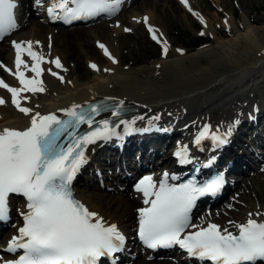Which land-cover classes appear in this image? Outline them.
Here are the masks:
<instances>
[{
	"label": "snow or ice",
	"instance_id": "snow-or-ice-1",
	"mask_svg": "<svg viewBox=\"0 0 264 264\" xmlns=\"http://www.w3.org/2000/svg\"><path fill=\"white\" fill-rule=\"evenodd\" d=\"M35 2L39 5L41 0ZM121 2L51 0L47 12L51 18L67 23L101 13L111 14L119 9ZM181 2L187 6V0ZM15 7V0H0V36L17 27L13 14ZM144 22L147 24V17ZM125 31L130 29L125 28ZM148 31L154 40H158L152 26L149 25ZM12 44L16 50L13 74L21 86L12 87L0 79V88L6 89L11 94L12 104L27 115L32 110L21 105L20 100L26 97H21L20 93L45 91L40 79L45 57L33 50L32 41H12ZM98 46L112 58L105 45L98 42ZM163 52L167 54L166 41ZM22 53L30 57L31 65L22 59ZM48 62L58 69L63 68L59 58ZM21 66L34 76L26 77ZM89 66L97 69L94 63ZM48 71L63 82L64 78L57 72ZM4 103L0 97V104ZM79 108L80 105L74 104L62 109L69 118L66 120L53 113L41 115L36 112L31 116L30 126L23 130L0 129V220L8 218L10 194H21L27 207V211L21 213L23 225L18 228V234L7 242V251L22 250V253L16 259L0 261V264H97L101 257L121 250L125 237L117 225L105 223L97 212L76 200L71 191L72 180L86 163L85 147L116 135L109 120H101L99 126L91 128L92 116L99 113V107L92 106L90 114L77 111ZM112 115L118 116L119 112L114 110ZM82 123H87L91 130L77 135L75 129ZM120 123L128 125L130 122L121 120ZM209 135L217 144L226 142L216 132L209 133L207 124L194 142L199 144ZM62 137H70L67 144L61 142ZM175 155L181 163L187 162V146L179 148ZM163 176L158 185L151 176L143 177L136 185V190L143 194L145 205L137 209L138 236L148 248L179 245L189 256L210 264H258L264 261V220L257 221L252 213L244 223L229 221L238 230L236 233L212 222L206 226L191 223L190 213L197 198L218 192L223 184L222 177L197 186L192 181L169 184L168 173ZM189 228L193 230L186 231Z\"/></svg>",
	"mask_w": 264,
	"mask_h": 264
},
{
	"label": "bare ground",
	"instance_id": "bare-ground-1",
	"mask_svg": "<svg viewBox=\"0 0 264 264\" xmlns=\"http://www.w3.org/2000/svg\"><path fill=\"white\" fill-rule=\"evenodd\" d=\"M22 1V5H25L27 8V18L24 19L22 16L20 27L13 30L10 34V46L6 41L7 36L0 41V65H2L0 66V74L1 72L4 74L1 75L4 77L5 83L12 87L21 86L13 74L16 70V66L15 56L12 50V41L15 40L23 39V41H32V47L36 52L42 54L45 58H49V61H51L53 57H59L62 64L66 66V69L60 70L49 62H43L41 64L43 71L40 79L43 81V87L45 91L36 93H20L21 97H26V99L20 100L21 105L32 110L27 115L18 111V109L11 102V94L6 89L0 88V97L5 100L4 104H0V129L8 127L23 130L24 128L30 126L31 116L36 112H39L41 115L53 113L57 116L62 112V109H67L74 104L77 105L95 98L104 97L106 98V101L115 105H121L120 102L123 101L122 106H124L125 109L119 112L118 116H113V110H110L97 116L96 118L101 117L99 121L109 120L110 125L113 126L123 125L120 123V121L124 120L130 122L128 125H137L141 127L145 125L150 127H167V129L170 130V135H166L168 138H165L166 136L161 134L140 136L142 142H139L137 145L125 147L122 153L116 151L119 153V155L113 154L114 151L111 144L109 145L112 147L108 146L106 149H104V145L101 144H97L94 146V148L91 147V145L86 147L84 151L86 163L91 161L94 156H99L97 162L101 160L106 161V163H109L113 166L117 173L116 176L127 182L133 169L137 170L138 168H143V166L148 167L149 165H151L154 169H157L158 165L151 162L158 153L163 155V163L169 162V157L164 156L165 151L159 152V148L163 145L165 139L169 143L170 140H176L178 135L183 132L184 136L177 139L176 144H186L189 142V130H192L193 127V135L190 138V141H192L197 130L202 129L203 126L208 123L205 121L206 124H199V117L202 116L204 110L218 107L221 112V114L218 115V122H216L219 124L213 126L207 124L209 126V133H221L226 132L227 130V134H230L231 137H233V135L235 136L237 134V129L240 127V124L250 117H254L259 114L261 107L264 106L262 104L263 102L261 97L257 99L250 98L251 100H247L244 103V107L240 111L236 110L235 115L238 114L237 116H231L234 103H229L231 99L236 102V98L241 97L242 90L245 89V87H248V85L253 87H255V85L257 86L259 81L258 78L261 75V69H264V49L261 50V53L257 58H253L250 63L246 62L248 65L244 63L243 65H232L233 60L231 61V57L228 58L222 56L219 54V52H216L215 49L216 46H219L221 43L233 45V47L236 48V50L233 49L235 51H233V56L237 55L236 58L240 59L246 57L249 53V49H251L253 45H250L249 43L247 44L246 42L251 40V33L254 30H258L260 26H253V28L248 29L244 33H237L232 37L226 38L225 40H218V43L216 42L215 45L208 49L199 48L195 51H192L188 55H185L187 58L191 56H195L196 58L199 57V55H209V53L211 54V52H214V57H209L210 60L208 64L206 63L208 66H192V68L185 67L186 65H182V62L184 61L183 58L185 59V56H181L183 51H177L175 52L176 55H178L177 57L170 59L163 58L161 61H158L159 63H164L165 65H162V71L155 73H153L154 68L158 67V65L140 66L137 68H120L118 66L120 60L118 57V51L113 46V44H111L113 43V35L116 30H112V32L109 34L111 36V43L102 40L98 34H96L97 37L95 38V42L105 45L109 53L116 54L117 58H115V63L112 59L108 58L107 63L102 66L96 63L94 60L87 58V67H90V63H94L97 65V69L90 67L94 70L92 76L88 80H81L78 78V68H82V66H79V60L81 58L76 54V52H67V56L71 57V59L75 62V66H73L70 64V62H68L67 56L64 55V53L53 50L52 48L55 36H61L62 38L65 37L67 39L66 42L68 43V39L71 36H74L75 33H67L60 29L53 28L56 26L51 25L46 21L44 16H41L43 15L41 11L42 2L37 5V9H32L30 4H36L35 0ZM134 1L138 0H133L131 5L134 4ZM192 1L193 0H188L187 5H192ZM179 2L181 7H186L184 3L181 1ZM194 13V15H196L201 20L199 13L195 10ZM131 15V18L133 17L135 19L139 18V15H147L151 26L156 30L157 37L161 39L163 38V42H165L164 33L161 27L157 26L158 24L156 22V18L154 17V13L151 9L142 13L136 11ZM202 23H205L204 19ZM49 25L53 27H49ZM75 32L79 33L80 35L88 34V31L85 29H79ZM37 41H39L38 44L36 43ZM168 44L169 40H167L166 43L167 48ZM102 51L106 57L103 49ZM24 60L29 65H31L30 57L24 56ZM229 65L230 67H228ZM21 68H23V66H21ZM6 69H10L11 72L7 71ZM48 69H51L52 71L57 72L59 76H62L64 78L63 82H61L57 76L51 75ZM258 72L260 73L258 74ZM141 73H144V75H141ZM25 76L32 77L34 76V73L25 70ZM216 86L218 87V91L216 93H212L211 90ZM228 94H232V98L230 100H223L222 97ZM137 117H143V119H137ZM155 117H159V119H155ZM99 121L96 123L99 124ZM89 129L90 128L86 129V132H88ZM107 145L108 144H106L105 147ZM232 146H235L234 141H232ZM148 151H150V153ZM100 154L107 155L108 159L103 158ZM224 154L225 151L223 150L217 151L215 149L214 152H212V156L214 155V157L216 159L219 158V160L224 159ZM129 155H131L134 159L128 160L127 157ZM235 155L243 156L237 151H235ZM144 156H146V158L148 156L149 158L146 159ZM112 158L114 161H112ZM145 159L146 162H148L147 164H145ZM236 160H239V157H237ZM86 163L80 167L79 171L86 167ZM237 167H239V169H244L243 165H238ZM107 168V166H103V175L112 176L113 180L111 181H113L115 184L114 180L117 179L113 173H108L109 171L104 170ZM257 169H262L264 171V163L259 161L257 164ZM123 171L124 174H122ZM89 173L93 177L98 176L94 171H90V169ZM249 177H251V175ZM236 183L237 182H233L230 184V186L236 185ZM126 188L127 186H116L114 188V190L119 192L121 195H114L115 198H110L108 201L110 207L114 206L113 212L109 208L106 210L103 208L104 204L102 200L104 199V195L101 193L94 194L90 192L91 196H99V201L96 203L91 202V196L79 197L84 202L86 207L90 211L97 212L103 218L105 223L116 224L117 227H122V229L126 228L128 230L131 229L135 223L137 209L143 205L144 197L141 192L134 194L132 191L127 192ZM85 194H87V192ZM243 194L244 193L241 189L237 190L236 193L230 198L231 202L233 201V205H230L231 202H229L224 203L223 206H221L222 208L215 207L208 214L211 216L213 215V217H207L208 215L203 216L199 218V220L194 224L204 226L207 225L208 222H212L221 225V227H227L230 231H235L236 229L233 227V225L229 224V221L244 223L246 222L249 213H252L253 218L256 220H264V211L258 210L255 208V206H248L244 212L237 209L236 202ZM217 201L218 200H216V202ZM14 203L15 202L12 199L8 201V205L11 207L14 206ZM17 209V212H13L14 221L19 219V212L24 210V205L19 204V208ZM222 211H227L228 213L221 215ZM257 213H260V215H257ZM215 218H218L219 222L215 221ZM2 238L3 236L1 235L0 239ZM3 241L4 240H2V242ZM2 251L3 249H0V261L6 260L8 258L4 253H2ZM131 264L179 263L170 258H163L159 260L149 259L148 254H145L143 259L133 261Z\"/></svg>",
	"mask_w": 264,
	"mask_h": 264
},
{
	"label": "rangeland",
	"instance_id": "rangeland-1",
	"mask_svg": "<svg viewBox=\"0 0 264 264\" xmlns=\"http://www.w3.org/2000/svg\"><path fill=\"white\" fill-rule=\"evenodd\" d=\"M18 1L20 12L26 14L27 8L25 5H22L23 1ZM30 7H33L32 3L30 4ZM149 9H151L154 13V17L156 18V22L158 24L157 26H160L163 31L165 38L164 40L166 41V43L167 40H169L167 54H164L163 52V38L161 39L162 43L157 42L152 38V34L143 27L141 22L142 15H139V18L137 19L133 17L131 18V14L135 13L136 11L142 13L147 12V10ZM194 10L197 11L199 13V16L205 20V23H202L200 18L194 15ZM26 18L27 17H25V19ZM85 25L86 26L75 25L68 28L63 27L61 25H54L56 27L49 25V27L60 29L63 32L72 34L75 33L74 36H71L68 39V43L66 42L67 39L65 37L62 38L61 36H55L52 48L53 50H57L61 53H64V55L66 56L67 52H76V54L81 58L79 60V66H82V68H78V78L81 80H88L94 73L93 69L87 67V58H89L90 60H94L100 66L105 65L107 63L108 59L102 54L101 48L98 46V43L95 42V38L97 37L96 34H98V36L102 40L111 43V36L109 34L112 32V30H116L113 35V43L111 44H113L119 54L118 57L120 60L118 66L120 68H137L140 66L158 65V67L154 68L153 73H155L162 71V65H165L164 63L161 64L158 61H161L163 58L170 59L177 57L178 55H176L175 52H177L178 49H182L181 51H183V54L181 56H185L199 48L208 49L215 45L216 42L218 43V40H225L226 38L236 35L237 33H244L248 29L253 28V26H260L258 30H254L251 33L253 36L252 37L250 35L252 41L248 40L246 42L250 45L253 44L252 48L249 49V53L246 57L240 59L236 58L237 55L233 56L235 52L234 50H236L233 45L221 43L215 48L216 52H219L220 55L228 58L231 57V61L233 60L232 65H243V63H250L253 58H257L260 55L261 50L264 49V0H193L192 5H189L187 7H181L179 0H138L134 1L133 5L127 4L121 6L118 11L115 12L114 15L100 18L92 22V24ZM125 28L130 29V31H125ZM79 29L87 30L88 34L80 35L79 33L75 32ZM201 33H203V35ZM198 35L206 36L207 42L203 43L198 47L189 46L187 43L193 41V37ZM213 53L214 52H211V54L209 53V55L202 54L196 58L195 56H191L188 58L187 56H185V59L183 58L184 61L182 60V65H186L185 67L189 68H192V66H208L206 65V63L208 64L210 58L214 57L215 54ZM113 55H111L112 58H117L116 54ZM67 60L68 62H70V64L75 66V62L71 59V57L67 56ZM228 67H230V65ZM263 71L264 69H261V75L258 78L259 81L257 86L255 85V87H253L248 85V87H245V89H243L241 92L242 98H236V102L231 99L232 94H228L222 97L224 100L231 99L229 103H234V108H232L231 116L235 115L236 110L240 111L244 107V103L247 100L257 99V97H262L264 99ZM259 73L260 72H258V74ZM141 75H144V73H141ZM212 90V93H216L218 91V87L216 86ZM220 114L221 112L218 107L212 109L208 108L204 110L202 116L199 117V124H206L208 122L207 124H209L210 126L217 125L219 123L216 122H218V115ZM247 144L249 147V143L247 142L246 145H244V151L248 155H246V175H238L237 178L240 179V183L231 188L230 193H228V195L222 202H231L230 198L233 196V194L236 193L237 190L241 189L244 194L236 202L237 209L244 212L248 206H255V208H257L258 210L264 211V171L262 169L257 168L250 169V167L255 166V163L251 160V158L254 156L250 155L249 150L247 149ZM239 152H241V150ZM103 165L107 166V163L103 161ZM252 170H254V172H252ZM250 175L251 177H249ZM85 176L89 177L90 175L86 174ZM104 181L106 183V189L97 187L96 182H93L92 180L89 185L84 184L82 179H80V181L77 183L76 188L78 189L79 195L82 197L91 196V193L103 194V208L105 210L109 208L113 212L114 206L110 207L108 201L110 198H115L114 195L119 196L121 194L116 190L112 191V188H115V186H113L114 183H112L109 178H105ZM86 192L87 194H85ZM127 192H129L128 188ZM98 201V195L91 196L92 203H96ZM231 205H233V201L231 202ZM226 213L228 212L222 211L221 215H224ZM215 219L218 220V218ZM11 229L12 227L10 228V224L6 226V228H4L1 234L3 235V238L0 239V243H2L1 240H4L6 238V235ZM143 258L144 257H138L135 261L139 259L141 260ZM129 263L130 262L126 264Z\"/></svg>",
	"mask_w": 264,
	"mask_h": 264
},
{
	"label": "trees",
	"instance_id": "trees-1",
	"mask_svg": "<svg viewBox=\"0 0 264 264\" xmlns=\"http://www.w3.org/2000/svg\"><path fill=\"white\" fill-rule=\"evenodd\" d=\"M193 41L187 43L189 46H199L200 44H202L203 42L206 41L207 38L203 37V36H194L193 37Z\"/></svg>",
	"mask_w": 264,
	"mask_h": 264
}]
</instances>
